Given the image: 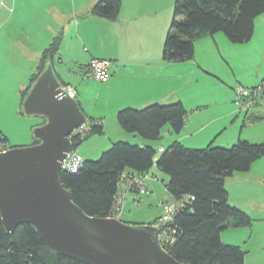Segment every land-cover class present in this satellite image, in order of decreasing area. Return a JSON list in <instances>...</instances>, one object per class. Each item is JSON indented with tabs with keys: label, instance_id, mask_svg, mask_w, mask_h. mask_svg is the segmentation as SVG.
I'll return each mask as SVG.
<instances>
[{
	"label": "trees",
	"instance_id": "16d2710c",
	"mask_svg": "<svg viewBox=\"0 0 264 264\" xmlns=\"http://www.w3.org/2000/svg\"><path fill=\"white\" fill-rule=\"evenodd\" d=\"M120 8V0H99L90 15L115 21ZM262 14L264 0H174L162 60L173 63L192 60L195 41L216 33H222L232 44L248 42L253 35L254 20ZM60 40L61 35L55 36L42 51L28 86L20 92L21 103L56 54ZM260 87L264 89V85ZM185 118L186 110L179 101L154 103L140 109L126 107L116 113V121L124 132L149 142L159 140L165 126L174 134L180 133ZM88 119L91 127L72 138L73 150L89 136L103 134L100 121ZM247 119L255 123L264 117L250 114ZM44 123L43 118L40 125ZM0 143L7 146V138L1 132ZM37 143L34 138L32 144ZM263 156L264 142L238 140L230 147L209 144L191 149L174 141L156 156L150 145L116 141L97 160H84L76 172L61 170L59 179L74 204L86 215L115 218L117 187L122 174L145 177L155 164L168 177L164 186L171 201L178 203L171 221L162 224L160 215L149 223L159 222L160 234L164 233L160 241L162 248L182 264H244L246 252L239 246L223 244L220 235L229 228L250 227L252 219L228 203L224 181L235 172H247ZM0 264L85 263L54 253L30 224L18 225L12 235L8 234L0 218Z\"/></svg>",
	"mask_w": 264,
	"mask_h": 264
},
{
	"label": "crops",
	"instance_id": "0c3cea01",
	"mask_svg": "<svg viewBox=\"0 0 264 264\" xmlns=\"http://www.w3.org/2000/svg\"><path fill=\"white\" fill-rule=\"evenodd\" d=\"M98 1L0 0V69L12 73L11 78L14 79L12 85L16 94L20 95V92L28 86L31 75L36 71L42 51L49 46L55 36L61 35L58 50L49 63L57 79L67 89L72 90L73 94H71L78 102L86 119L90 117L100 121L105 135L111 132L116 134V139L108 138L107 141L111 143L125 141L153 147V142H147L136 134H124L126 132L119 127L116 121L117 111L126 107L140 109L154 103L163 105L179 101L186 110L184 128L180 133L174 134L169 126H165L163 136L166 135V147L160 146L159 148L164 150L174 141L189 148H204L209 144L213 146L235 144L236 140L235 142L227 138L221 142L217 140L224 135L222 132L226 126L236 123L238 115L234 113L237 111L232 109L233 88L237 86L236 84H242L237 79L236 84L231 83V80L226 81L202 63V59L197 58L196 43L209 41L208 39L217 40V37L220 40L219 33L197 39L194 43L192 60L182 63L164 62L162 49L165 37L163 39V20L157 9V2L120 0L121 8L117 20L108 21L90 15L91 8ZM257 28H260L257 30L259 39L264 43V14L254 20L253 35ZM251 40L234 45L244 47ZM92 59L110 61L108 81L100 83L87 76V65ZM224 60L226 61L227 57ZM65 71L69 73L64 74ZM205 79L215 85L213 86L215 90L220 87L218 84L223 83L231 91V93H225L222 99L228 110L212 120L204 115L208 103L202 97L198 85ZM88 82L95 86L92 91L86 88ZM245 84L243 86H247ZM18 98L21 103V95ZM263 102L261 94L260 102L257 104L259 107L253 108L250 113L259 115ZM243 119L245 121V116ZM244 121L241 127L245 126ZM0 132L2 133L1 130ZM235 173L230 176L234 183L229 182L228 184L226 179L224 181L228 203L230 205L234 203L232 206H239L237 208H242L241 210H246L250 214L251 211L247 208H251L253 204L258 208H264V157L254 162L245 174L244 172ZM145 175L150 193L152 189L160 187L157 176L152 175L148 178V173ZM251 175L257 177L259 185L255 184L253 187L256 186V189L261 192L258 197L254 189L245 185L242 187L238 183ZM167 179V176L161 179L163 186ZM128 195H133L134 202L138 198L135 192H129ZM240 199L242 202L238 201ZM167 201H171L170 195L169 199L161 201L160 205ZM258 213L259 216H264L261 210ZM260 218L257 220H264Z\"/></svg>",
	"mask_w": 264,
	"mask_h": 264
},
{
	"label": "water",
	"instance_id": "95a60500",
	"mask_svg": "<svg viewBox=\"0 0 264 264\" xmlns=\"http://www.w3.org/2000/svg\"><path fill=\"white\" fill-rule=\"evenodd\" d=\"M23 113L45 123L33 128L39 143L0 153V218L8 234L30 224L54 253L85 264H182L162 248L157 226L88 216L61 185L71 133L87 119L50 63L25 97Z\"/></svg>",
	"mask_w": 264,
	"mask_h": 264
},
{
	"label": "rangeland",
	"instance_id": "374dc122",
	"mask_svg": "<svg viewBox=\"0 0 264 264\" xmlns=\"http://www.w3.org/2000/svg\"><path fill=\"white\" fill-rule=\"evenodd\" d=\"M150 1L157 2V9L163 20L162 34L164 39L171 19L174 0ZM257 30H260V28L256 29V32L251 38V42L245 44L244 47H238L239 45L236 46L228 42L222 33H219L218 35L220 36V40H218L217 37V40L211 41V39H208L209 41L196 43L197 58L202 59V63H205L207 67L213 69L217 75L222 76L226 81L231 80V83H235L237 79L242 84L241 86L246 83L245 85L247 86L244 87L248 88L264 85V43L259 39ZM223 57L224 59L227 57V60L229 59L228 62L231 64H229L227 60L225 61ZM63 73L68 74L69 72L65 71ZM11 75L12 73L10 71L0 69V130L7 138L8 147H28L33 145V128L40 124L43 121V118L36 115H25L23 113V102H19L18 97H20V95L19 93L16 94V91L13 88L12 82L14 79L12 80ZM86 84V88L89 89V91H92V88L95 87L92 85L93 83L88 82ZM198 85L199 89H201L202 97L206 99V102L208 103L207 109L204 113V115L207 116V119L212 120L223 115L228 110L223 103V96L225 93H231L228 86H224L223 83L221 85L218 84L220 87L215 90L213 88L215 85H212L207 79L200 81ZM236 85L239 86V84ZM261 94L264 100V89L258 94L259 98H256L254 108L259 104ZM233 96L235 97L234 93ZM234 97L232 109L237 111L234 113L238 115L236 123L226 126V129L222 132L224 135L219 137L217 142H221L224 138H227V140L231 139L233 142H235V140L237 142V139L249 143L264 142V119L252 125L251 121L248 119L246 120L251 113L244 114V112L239 111L234 103ZM259 113L256 114L264 117V102L261 103ZM244 116H247L245 121L243 119ZM228 121L230 122V120ZM243 121L245 126L241 127ZM90 124V120L88 119L83 126V129L88 130L91 127ZM165 128L166 127L162 129L160 139L153 141V148L156 151V156L160 155V146L166 147V135H164L165 137L163 136ZM115 137L116 134L112 132L106 135L104 133L101 135H91L79 144L74 151L83 160L95 161L100 157L101 153L107 151L111 147L113 142L111 143L107 141L108 138L116 139ZM232 144L233 143H229L228 146H214L230 147ZM191 149H201V147H191ZM259 172L261 173V171ZM152 175L157 176V182L160 187L155 190L152 189V192H149V195L142 197L143 200L140 203L137 201H135V203L133 201V195H128L127 193L122 201L120 214H118V212L115 218L128 224L147 225L148 223L153 222L158 215H161L162 209L160 207V202L169 199V193L161 182V179L166 178V175L159 171L155 164L148 171V178H151ZM231 178L232 177L226 178L228 184L229 182L234 183L231 181L233 180ZM257 182V177L251 175V177L244 178L238 183L239 185H242V187L245 185L246 187L254 189L256 197H258L261 192L256 189V186L259 185ZM255 184L256 186L254 188L253 186ZM238 201L242 202L241 199ZM231 204L234 205V203ZM247 209L251 211V214L246 210H244V212L252 219L251 226L224 230L221 235L222 243L241 247L242 250L246 252L244 256V264H264V220H257V218L264 217L258 215L260 210L261 213H264V208H258L253 204L251 208ZM158 224L159 222L157 221L155 225L158 227Z\"/></svg>",
	"mask_w": 264,
	"mask_h": 264
},
{
	"label": "built area",
	"instance_id": "2783aa9c",
	"mask_svg": "<svg viewBox=\"0 0 264 264\" xmlns=\"http://www.w3.org/2000/svg\"><path fill=\"white\" fill-rule=\"evenodd\" d=\"M110 64L111 63L109 60L92 59L87 65L86 74L87 76L95 79L97 82L104 83L108 81V79L110 78ZM67 91L69 92L70 96H72L73 94L72 90L68 88ZM260 91H261L260 86L251 87V88L244 87L241 85L237 86L234 91L235 94L234 103L237 106L238 110L244 113L250 112L255 106V101ZM84 132L85 130L83 129L82 126L74 130L71 133V136L75 137ZM7 149L8 147L6 145L0 143V153L5 152ZM159 151H162V148H159ZM83 161L84 160L81 157H79L75 153V151L72 150L66 155L65 159L62 161L61 170L74 173L82 166ZM129 192L136 193V195L138 196L136 201L142 199V197L144 196H147L149 194V190L146 185L145 177L137 176L134 174L132 175L122 174L117 187V195H116V203H115L118 211L121 207L125 195ZM160 206L162 209L160 222L162 224H165L171 221L172 216L178 207V203H175L174 201H167L162 203ZM163 234H159L160 241L162 237H164Z\"/></svg>",
	"mask_w": 264,
	"mask_h": 264
},
{
	"label": "clouds",
	"instance_id": "9594fccd",
	"mask_svg": "<svg viewBox=\"0 0 264 264\" xmlns=\"http://www.w3.org/2000/svg\"><path fill=\"white\" fill-rule=\"evenodd\" d=\"M67 89V88H66ZM9 148V147H8ZM74 151V150H73Z\"/></svg>",
	"mask_w": 264,
	"mask_h": 264
}]
</instances>
